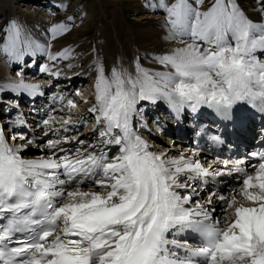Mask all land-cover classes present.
<instances>
[{"label": "snow or ice", "instance_id": "obj_1", "mask_svg": "<svg viewBox=\"0 0 264 264\" xmlns=\"http://www.w3.org/2000/svg\"><path fill=\"white\" fill-rule=\"evenodd\" d=\"M144 7L163 12L169 46L110 69L91 49L92 139L80 138L88 121L74 119L78 104L63 96L67 112L52 109L36 125L40 133L22 115L0 122V264H264V124L254 137L260 150L218 153L207 164L203 148L170 155L140 132L159 104L177 121L206 109L238 137L256 131V116L264 118V0H255L256 19L239 0ZM73 20L52 25L47 39L15 19L0 24V59L20 66L0 94H44L24 75L38 54L47 59L39 72L50 77L63 74L58 62L74 67L80 54L52 43ZM211 139L226 143L223 134ZM32 148L39 154L28 155ZM224 177L234 181L227 192Z\"/></svg>", "mask_w": 264, "mask_h": 264}, {"label": "bare ground", "instance_id": "obj_2", "mask_svg": "<svg viewBox=\"0 0 264 264\" xmlns=\"http://www.w3.org/2000/svg\"><path fill=\"white\" fill-rule=\"evenodd\" d=\"M125 1L92 0V4L85 7L83 6L82 0H76L71 4L62 0H0V24H3L7 20L15 19L24 23L30 29H34L35 33L41 39H47V30L56 24L52 18L54 12L60 11L65 14V20L63 22L67 21L69 16L74 17V20L70 23L74 24L75 27L63 37L52 42L53 51L60 50L62 47L71 46L80 54L79 59L71 61L74 67H66L69 61L58 62L56 67L62 70L63 74L59 78L50 77L46 73L39 72L40 65L46 63L47 59L38 54L36 64L24 68L26 81L40 83L44 93L43 95L36 96L34 104L37 117L35 121L29 123L26 127L27 130L32 131L34 129L36 133H40L41 129L36 127V125L42 119L46 118L47 113L52 109H56L52 113L53 115H64L67 109L65 108L64 112L60 111L62 103L60 100L61 94H63L62 96L65 98L64 103H66V99L68 98L65 97L68 96L66 92L71 87H74L76 81L80 82L86 76H92V79H94L95 73L89 67L92 63L93 56L91 49L93 47L99 51L106 69H110L117 62H122L125 66H128L138 55L143 57L167 49L169 45L162 39L165 31L162 26L163 12H153L145 8V0H130L127 4H125ZM239 2L250 17L253 19L257 18V13L253 11L255 0H239ZM95 7L99 9L96 16L99 20V25L96 28V34L89 42L90 44H86L87 38L90 35L89 31L95 25L94 23L96 21V19H91L89 10ZM124 11H132L131 14L133 13V16L136 18H133V21L126 20ZM142 62L145 66H153L146 61ZM19 67V65H10L5 60L0 59V82H6L8 78L14 77ZM29 71L31 72L29 73L30 75L28 74ZM54 84L56 86L59 84L58 88ZM78 85L79 88L77 91L81 93V95H77L78 97L87 95L90 90L94 94L93 87L89 86V84L84 83L83 87L79 83ZM88 87L91 89L88 90ZM9 94L11 93L0 94V98L8 97ZM85 101H88V103H85ZM93 101L94 97L93 100L83 97L85 107L83 110H79L77 115H73L74 119L80 116L86 118L88 115H90L89 119H93L91 113L86 111ZM161 105L164 106V104ZM11 116L10 118L14 120L15 117L13 114ZM93 123L94 121L90 124L92 125ZM91 128L89 126L87 129L80 131L83 133L80 138L84 139L88 137L92 139ZM73 130L74 128L69 133H66V135H75ZM146 130L149 131V129H140L144 138L156 149H167L170 155H177L180 152L190 153L195 150L191 147L188 140L176 138L175 135L170 138L166 137V143L162 142L160 144L159 142L152 141L151 138H156V136H150V131L145 132ZM27 154L38 155L39 153L35 148H32ZM200 158L205 164L211 161L202 152ZM228 187L225 188V192H227Z\"/></svg>", "mask_w": 264, "mask_h": 264}, {"label": "rangeland", "instance_id": "obj_3", "mask_svg": "<svg viewBox=\"0 0 264 264\" xmlns=\"http://www.w3.org/2000/svg\"><path fill=\"white\" fill-rule=\"evenodd\" d=\"M21 1H24V0H21ZM62 1H67V3H69V4H71V3H73V2H75L76 0H62ZM125 1V0H124ZM128 1H130V0H126L124 3L125 4H127L128 3ZM82 2H83V6H90L91 4H92V0H82ZM43 3V2H42ZM96 8V9H95ZM95 8H93L92 10H89V13L91 14V19H96V21H95V25H93L92 26V28H91V30L89 31V37L87 38L88 40H87V42H86V44H90L89 42L91 41V39H93V37H94V35L96 34V28H97V26L99 25V20L96 18V16H97V13H98V11H99V9L97 8V7H95ZM131 12L132 11H124V17L126 18V20H129V21H133L132 19L133 18H136V17H134L133 16V13L131 14ZM52 18H53V20H55L54 22H56V23H58V22H63L64 20H65V14H63V13H61L60 11L58 12H54L53 14H52ZM98 20V21H97ZM90 37H92V38H90ZM29 73H31L30 71L28 72V74ZM30 75V74H29ZM88 77V78H87ZM93 77L91 76H86V77H84V78H82L81 79V81L79 82V83H82V86L84 85V83H87V84H89V86H91V87H93V82H94V79H92ZM58 85L59 84H57V86L56 87H58ZM76 85V86H75ZM74 85V87L71 89V90H69L70 91V95L68 96V98L69 97H71V99H73L77 104H78V109L77 110H74L73 111V115H77V112L80 110H83L84 109V107H85V103L83 102V100L82 99H80V98H77L78 96L76 95V91H77V87L79 86L78 85V83L77 84H75ZM89 89L88 90H90L91 88L90 87H88ZM84 94V93H83ZM90 94H91V97H90ZM63 94H61V96H62ZM83 96V95H82ZM66 97V96H65ZM81 97V96H80ZM83 97H87V99L88 98H91V100H93V97H94V94L91 92V90L90 91H88V93H87V95H85V96H83ZM76 98V99H75ZM92 115V114H91ZM90 115H88V116H86V120L88 121V123L90 124L92 121H93V119H89L88 117H89ZM88 124V125H89ZM91 125V124H90ZM92 126V125H91ZM89 126H87V127H81L80 129V131H82V130H84V129H87ZM162 136H160V138L159 137H156V138H151V140L152 141H155V142H159L160 144H162V142L164 143H166V139H162L161 138ZM159 138V139H158Z\"/></svg>", "mask_w": 264, "mask_h": 264}]
</instances>
